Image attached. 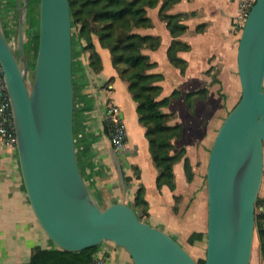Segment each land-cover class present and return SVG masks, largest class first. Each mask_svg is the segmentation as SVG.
Returning a JSON list of instances; mask_svg holds the SVG:
<instances>
[{
	"label": "water",
	"instance_id": "water-1",
	"mask_svg": "<svg viewBox=\"0 0 264 264\" xmlns=\"http://www.w3.org/2000/svg\"><path fill=\"white\" fill-rule=\"evenodd\" d=\"M28 7L29 0H22L17 56L0 20V65L23 184L42 231L67 252L110 242L124 249L133 264H197L172 237L141 221L131 206L102 208L92 196L76 157L69 2L39 1V42L30 84L23 28ZM237 73L240 99L218 129L208 156L204 264L251 262L264 173V0H255L245 19Z\"/></svg>",
	"mask_w": 264,
	"mask_h": 264
},
{
	"label": "crops",
	"instance_id": "crops-1",
	"mask_svg": "<svg viewBox=\"0 0 264 264\" xmlns=\"http://www.w3.org/2000/svg\"><path fill=\"white\" fill-rule=\"evenodd\" d=\"M240 1L179 0L165 12L181 15V25L186 28L175 38L188 47L177 54L186 63L183 72L167 58L174 39L159 16L162 2L147 9L152 28L139 31L160 39L156 50L142 51L156 64L150 73L162 76L158 99L176 92L163 112L173 114L168 125L182 128V135L173 142V152L185 151L193 177L190 182L187 180L183 161L174 165V191L167 186L159 190L156 186L158 171L152 162L145 129L138 121L137 105L112 65L110 52L93 39L101 61V70L95 72L87 68L88 53L76 54L73 47L75 147L86 185L102 208L114 204L132 207L142 188L148 204L147 222L179 244L193 233L207 230L202 186L207 151L241 95L237 73ZM1 21L4 25L5 20ZM107 103L119 107L126 124L127 148L121 155L110 146L102 122ZM260 193L264 198V173ZM51 248L55 245L42 231L28 201L17 151L0 145V264H28L35 250ZM94 255L101 259V264H133L124 249L110 242L98 246Z\"/></svg>",
	"mask_w": 264,
	"mask_h": 264
},
{
	"label": "trees",
	"instance_id": "trees-1",
	"mask_svg": "<svg viewBox=\"0 0 264 264\" xmlns=\"http://www.w3.org/2000/svg\"><path fill=\"white\" fill-rule=\"evenodd\" d=\"M12 1L11 4L15 6L17 1ZM39 1L29 0L25 24L27 29L24 30L26 37L24 55L28 64V72H31V80L33 79L39 42ZM68 2L72 28L77 31L76 36L81 51L88 53L90 68L95 72L101 70L100 57L93 44L94 36L98 39L100 47L110 52L112 65L119 78L127 84V90L137 105L138 121L145 129L152 162L158 171L157 188L160 190L167 186L171 191L175 190L173 167L181 161H183L186 178L190 182L193 174L191 166L185 158V151L182 149L175 154L172 153V141L180 138L182 128L168 125L173 114L163 112V109L169 106L171 99L176 96V92L169 97L158 99L162 91L158 83L162 80V76L150 73L156 64L142 53L145 49L156 50L160 46V39L139 33L140 30L152 28V21L147 16V9L156 8L162 2L159 16L165 22L167 30L174 39L167 50V58L172 66L183 72L186 63L177 54L187 50L188 47L176 41L175 38L182 34L186 28L181 25V15L165 13L179 0H68ZM29 27L32 29V33L28 29ZM81 39L85 41V45H82ZM72 46L74 47L73 40ZM15 54L16 56L18 54L17 48ZM202 93L205 94V91ZM132 208L136 213L143 214L144 222H147L148 204L144 199L142 188L137 191ZM261 210V219L264 222L263 205H261ZM139 219L141 220V218ZM202 238L203 233H193L189 237L188 243L193 244L201 241ZM96 249L97 247H94L81 252H67L57 247L37 249L28 264H88ZM262 258L264 261V242L262 243ZM197 264H204V260Z\"/></svg>",
	"mask_w": 264,
	"mask_h": 264
},
{
	"label": "rangeland",
	"instance_id": "rangeland-1",
	"mask_svg": "<svg viewBox=\"0 0 264 264\" xmlns=\"http://www.w3.org/2000/svg\"><path fill=\"white\" fill-rule=\"evenodd\" d=\"M16 1H17V4H15V6H13L11 4V2H13L12 0H0V20L1 19L5 20L4 25H3L2 21H1V23H2V26H3L4 31L6 33V36L8 37L9 43L12 46L14 52L17 48L18 23H19V20L21 17L20 9L22 7V0H16ZM246 1H248L251 5H253L255 2V0H246ZM240 5H241V2H240ZM240 5H239V8H240ZM244 22H245V20L240 18V9H239V17H238L239 29L237 28V30H239V33H241V31H242ZM25 24H26V22L24 23V26H23L24 30L27 29V26ZM78 25H80V24H78ZM76 26H77V24H76ZM28 29H30V31L32 33V29L30 27ZM72 35H73L74 49H76V54H78V51H81L80 43H79L78 38L76 36L77 31L74 30L73 28H72ZM239 37H238V41H239ZM94 38H96V37L93 36L92 39H94ZM25 39H26V37L24 36V42H25ZM80 42L83 44L85 43V41L82 39L80 40ZM97 42H98V39H97ZM237 47H238V42H237ZM31 55L33 56L32 52H31ZM87 62H88L86 64L87 68L88 67L90 68L89 61H87ZM30 73L31 72H28V75H27L29 84L32 82ZM203 91H205V90H203ZM203 91H201V94L204 95V93H202ZM205 93H206V91H205ZM175 140L176 139H174L172 141L173 151H174L173 142ZM210 149L207 151V157L205 160L206 170H207V163H208V156H209ZM173 151H172V153H174ZM183 168H184V165H183ZM206 170H205V172H203L202 186H203V193L205 195L204 203L207 205ZM258 198H259L260 202L257 200L256 205H255V229H254L255 233H254V243H253V250H252V256H251L250 264H264V261L262 258V243L264 242V222L261 219V214H260L262 212L261 205H263V207H264V198L261 196V193L259 194ZM136 214L138 215L139 218H141V221H143V222L145 221L143 214H141V213H139V214L136 213ZM189 237L186 239V241L184 243H180V246H182V248L184 250H186V252L193 258V260L196 263L204 260L205 256H206V231H205V233H203L202 240L195 242L193 244L188 243Z\"/></svg>",
	"mask_w": 264,
	"mask_h": 264
},
{
	"label": "built area",
	"instance_id": "built-area-1",
	"mask_svg": "<svg viewBox=\"0 0 264 264\" xmlns=\"http://www.w3.org/2000/svg\"><path fill=\"white\" fill-rule=\"evenodd\" d=\"M240 2V18L245 20L252 5L246 0H241ZM82 45H85V43H82ZM102 122L110 146L118 155L123 154L127 148L128 133L119 107L115 104L107 103L103 110ZM16 142L11 106L0 65V145L16 150ZM101 263V259L94 255L88 264Z\"/></svg>",
	"mask_w": 264,
	"mask_h": 264
}]
</instances>
